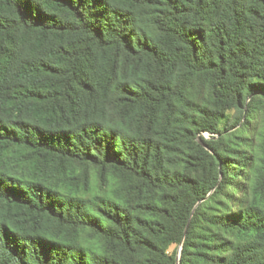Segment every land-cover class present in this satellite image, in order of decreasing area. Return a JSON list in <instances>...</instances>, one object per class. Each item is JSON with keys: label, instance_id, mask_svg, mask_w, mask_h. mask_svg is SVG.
<instances>
[{"label": "trees", "instance_id": "trees-1", "mask_svg": "<svg viewBox=\"0 0 264 264\" xmlns=\"http://www.w3.org/2000/svg\"><path fill=\"white\" fill-rule=\"evenodd\" d=\"M0 264H264V0H0Z\"/></svg>", "mask_w": 264, "mask_h": 264}, {"label": "water", "instance_id": "water-1", "mask_svg": "<svg viewBox=\"0 0 264 264\" xmlns=\"http://www.w3.org/2000/svg\"><path fill=\"white\" fill-rule=\"evenodd\" d=\"M203 146H206V145H204L203 143H201ZM179 253H180V247H179V249H178V252H177V260L179 259Z\"/></svg>", "mask_w": 264, "mask_h": 264}, {"label": "rangeland", "instance_id": "rangeland-1", "mask_svg": "<svg viewBox=\"0 0 264 264\" xmlns=\"http://www.w3.org/2000/svg\"><path fill=\"white\" fill-rule=\"evenodd\" d=\"M203 136L206 137V138H208L209 135L206 134V133H204ZM173 248H174V246L173 247H170V250H172Z\"/></svg>", "mask_w": 264, "mask_h": 264}]
</instances>
